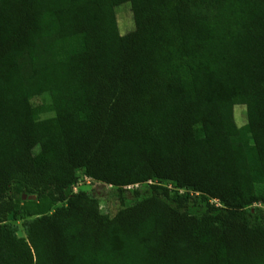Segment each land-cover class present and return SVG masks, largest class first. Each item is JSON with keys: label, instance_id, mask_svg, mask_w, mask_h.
<instances>
[{"label": "trees", "instance_id": "1", "mask_svg": "<svg viewBox=\"0 0 264 264\" xmlns=\"http://www.w3.org/2000/svg\"><path fill=\"white\" fill-rule=\"evenodd\" d=\"M78 171L122 209L88 210ZM153 182L184 193L123 205ZM259 204L264 0H0V264H264Z\"/></svg>", "mask_w": 264, "mask_h": 264}, {"label": "rangeland", "instance_id": "2", "mask_svg": "<svg viewBox=\"0 0 264 264\" xmlns=\"http://www.w3.org/2000/svg\"><path fill=\"white\" fill-rule=\"evenodd\" d=\"M116 21L121 35H125L133 29V20L130 10V6L122 5L115 9ZM228 92L231 96L238 95L237 87L228 88ZM236 98V97H235ZM40 103V100H37L36 103ZM234 107V116L235 123L238 127L245 125V107L242 101V98L239 96L235 99ZM49 115H44L43 118ZM77 183L73 188L75 192H85L88 195V199L85 203L86 208L94 213H99L103 215L113 216L118 211L122 209V204L120 201V195L116 188L110 187L108 185L96 182L84 176L83 171H78L77 173ZM162 187L166 188L171 192V195L175 193L182 194L184 190H178L174 184L168 182H153L145 183L138 186L129 187L124 190V203L126 207L132 206L144 199L149 198L153 194L152 187ZM34 199V197L28 195H20L18 201L20 203H25ZM172 205H175L174 203ZM57 206H60L58 204ZM259 206H254L256 209ZM261 210L264 211V205H261ZM188 209L190 212L196 215H202L205 211V204L198 198L194 197L193 200H190L188 203ZM9 223L16 225L20 228L19 236H24L21 229V221H14L12 217L8 218Z\"/></svg>", "mask_w": 264, "mask_h": 264}, {"label": "built area", "instance_id": "3", "mask_svg": "<svg viewBox=\"0 0 264 264\" xmlns=\"http://www.w3.org/2000/svg\"><path fill=\"white\" fill-rule=\"evenodd\" d=\"M254 206H259V207H257V208H258V209H261V207H260V206H261V204H259V205H254ZM254 206H253V207H254Z\"/></svg>", "mask_w": 264, "mask_h": 264}]
</instances>
